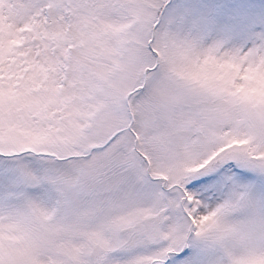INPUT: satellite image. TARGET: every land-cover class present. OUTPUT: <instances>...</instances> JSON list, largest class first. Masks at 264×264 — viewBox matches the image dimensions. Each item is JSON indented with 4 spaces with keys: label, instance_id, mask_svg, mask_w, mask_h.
Listing matches in <instances>:
<instances>
[{
    "label": "snow or ice",
    "instance_id": "obj_1",
    "mask_svg": "<svg viewBox=\"0 0 264 264\" xmlns=\"http://www.w3.org/2000/svg\"><path fill=\"white\" fill-rule=\"evenodd\" d=\"M0 264H264V0H0Z\"/></svg>",
    "mask_w": 264,
    "mask_h": 264
}]
</instances>
